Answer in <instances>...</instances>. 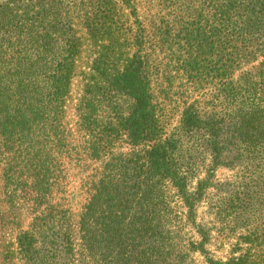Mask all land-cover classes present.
<instances>
[{"label": "trees", "instance_id": "1", "mask_svg": "<svg viewBox=\"0 0 264 264\" xmlns=\"http://www.w3.org/2000/svg\"><path fill=\"white\" fill-rule=\"evenodd\" d=\"M137 1L0 0V264H264V0H160L143 24ZM81 28L97 50L75 113L100 163L75 224ZM175 79L199 96L169 126ZM210 191L225 257L198 220Z\"/></svg>", "mask_w": 264, "mask_h": 264}, {"label": "rangeland", "instance_id": "2", "mask_svg": "<svg viewBox=\"0 0 264 264\" xmlns=\"http://www.w3.org/2000/svg\"><path fill=\"white\" fill-rule=\"evenodd\" d=\"M158 2H160V0H138L137 3L139 6V17L137 20L141 21V23H146L147 11L151 10L146 9L147 5H150L152 7L151 11L155 12ZM124 14H128V11L125 10ZM128 21L129 22H127L125 25L126 32L128 36H132L135 33V28L137 27L138 23L134 22L133 17H130ZM80 34L84 35V43L77 61L75 74L72 79L71 91L67 99L65 118V121L71 130L72 138L76 148L80 151L79 154L73 153L70 157L64 160V172L66 174V192L64 196H66L67 207L70 208L72 220L75 224L83 206L89 200L93 192L92 183L94 180V172L95 168L100 163L99 161L91 159L86 153L83 152V146L87 144L89 138L80 127L78 117L75 113V107L78 99L83 94V73L86 70L89 72L88 66L90 65L91 60L94 58L95 52L97 50L94 42H90L89 39H87L86 30L84 28H81ZM187 86V83L184 81L175 79L166 99H161V101H164L163 103L165 104V110L169 113V126L177 124L180 117V112L184 106L183 101L188 99L187 96L189 99L192 96H199L197 95L198 92L193 91L191 93V89L189 90ZM123 145L125 146V144ZM121 150L126 151L127 147H123ZM232 174H234V172L231 170L220 169L217 172V177L222 180H230L232 178ZM213 194L214 191H210L207 198L201 201L198 207V220L205 223L207 227L211 228V234L213 237L211 242L208 244L209 250L212 251L217 257H225L229 251L230 242L232 239H228L226 231L223 233V235L219 234L220 225L216 223V219L214 218L213 214L214 211L210 206V201L216 198V195ZM26 223L28 222H24V224ZM9 236L11 237L10 234Z\"/></svg>", "mask_w": 264, "mask_h": 264}]
</instances>
